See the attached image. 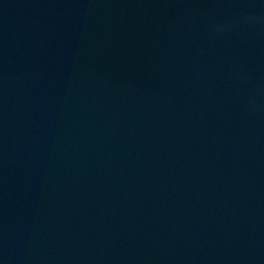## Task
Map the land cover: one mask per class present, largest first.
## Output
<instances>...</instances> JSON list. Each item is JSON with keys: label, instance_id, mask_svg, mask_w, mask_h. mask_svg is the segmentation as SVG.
<instances>
[{"label": "water", "instance_id": "1", "mask_svg": "<svg viewBox=\"0 0 264 264\" xmlns=\"http://www.w3.org/2000/svg\"><path fill=\"white\" fill-rule=\"evenodd\" d=\"M0 264H100L38 145L1 49Z\"/></svg>", "mask_w": 264, "mask_h": 264}]
</instances>
